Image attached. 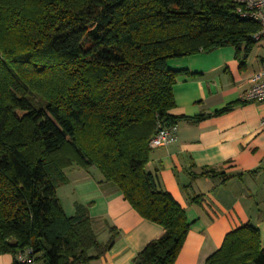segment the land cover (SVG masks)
<instances>
[{"label":"trees","instance_id":"trees-1","mask_svg":"<svg viewBox=\"0 0 264 264\" xmlns=\"http://www.w3.org/2000/svg\"><path fill=\"white\" fill-rule=\"evenodd\" d=\"M258 31L232 0H0V256L22 264L15 255L29 250V264H90L112 247L116 228L100 243L87 206L67 216L59 202L76 166L95 168L161 227L133 264H173L190 225L144 167L157 124L182 119L169 114L176 78L197 74L168 63L231 46L242 66ZM216 176L226 179L190 171ZM204 264H264L258 230L229 232Z\"/></svg>","mask_w":264,"mask_h":264},{"label":"crops","instance_id":"crops-1","mask_svg":"<svg viewBox=\"0 0 264 264\" xmlns=\"http://www.w3.org/2000/svg\"><path fill=\"white\" fill-rule=\"evenodd\" d=\"M263 60L248 58L241 66L234 48L225 46L168 63L172 70L197 74L176 78L175 107L169 111L182 118L175 124L176 139L151 149L144 167L157 174L161 188L184 209L190 225L173 264H204L229 232L245 225L258 230L264 248V102H247L222 115L193 120L238 101ZM202 168L223 173L226 179H191L190 171ZM65 175L67 183L56 191L65 214H74L75 203L87 206L100 243L110 236L108 226L119 232L112 247L90 264H133L138 253L162 235L161 227L144 220L95 168L73 166ZM193 196L201 200L193 203ZM13 260L8 254L0 256V264Z\"/></svg>","mask_w":264,"mask_h":264},{"label":"built area","instance_id":"built-area-1","mask_svg":"<svg viewBox=\"0 0 264 264\" xmlns=\"http://www.w3.org/2000/svg\"><path fill=\"white\" fill-rule=\"evenodd\" d=\"M237 5V13L240 18L250 19L259 25V31L253 35L256 43H264V0H232ZM249 88L241 94L242 102H264V60L258 71L254 72L249 79ZM264 126V119L261 121ZM176 139V125L163 126L158 123L155 134L151 137L149 146L151 149L166 147ZM30 251L25 250L15 255V259L22 264H29Z\"/></svg>","mask_w":264,"mask_h":264},{"label":"rangeland","instance_id":"rangeland-1","mask_svg":"<svg viewBox=\"0 0 264 264\" xmlns=\"http://www.w3.org/2000/svg\"><path fill=\"white\" fill-rule=\"evenodd\" d=\"M248 58H249V62L251 60L254 61L256 59L257 60L264 59V43L263 42L256 43L254 48L251 50L248 57L246 58V60Z\"/></svg>","mask_w":264,"mask_h":264}]
</instances>
